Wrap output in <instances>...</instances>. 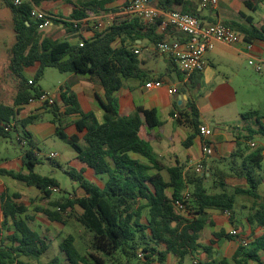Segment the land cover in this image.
Instances as JSON below:
<instances>
[{
	"label": "trees",
	"instance_id": "1",
	"mask_svg": "<svg viewBox=\"0 0 264 264\" xmlns=\"http://www.w3.org/2000/svg\"><path fill=\"white\" fill-rule=\"evenodd\" d=\"M14 1L3 0L13 15L16 42L9 53L8 69L16 77L18 88L12 105L0 102V142L11 138L14 129L21 128L19 139L21 142L26 140L29 149L22 158L25 171L0 169V175L38 189L47 206H36L37 213L51 223L65 224L67 219L74 218L83 226L88 238L87 253L83 254L76 246V237L67 235L59 246V255L45 264H108L106 260L110 264L115 261L121 264L124 260L127 264H166L170 256L177 258L178 264L188 258H194L195 264H264V197L259 194V186L264 180V146L253 150L240 165L231 162L232 168L227 171L215 168L202 175L195 169L185 172L181 166L166 168L152 148L153 142L162 140L163 123L157 111L141 106L129 115L120 111L118 93L124 82L146 77L143 61L136 53L140 52L136 41L147 39L155 47L159 42L167 41L165 35L155 34L161 21L148 25L137 17H118L112 27L95 31L93 37L87 38L85 32L90 29L85 20L120 11L109 8L119 0H76V3L68 0L72 4L69 18L49 14L54 25H61L68 36L75 38L68 40L59 34L46 35L45 30L40 29L42 20L32 17L35 7L61 0H24L19 6ZM181 3L182 0H159L157 6L170 11ZM225 25L233 28L231 24ZM169 30L174 29L169 27L165 33ZM253 39L264 42V25L254 27L244 37V41ZM81 42L83 46H80ZM171 63L181 74L173 60ZM36 65L39 67L35 78H26L24 71ZM47 68L89 76L90 81L101 86L104 92L103 98L98 97L104 110L101 121L94 112L83 108L79 95L70 87L60 89L54 104H45L52 115L55 135L74 148L77 160L83 165L80 170H65L83 190L82 196L75 192L63 194L57 179L35 172L42 161L35 152L37 146L28 127L40 116L17 119L30 99L46 93L38 83ZM188 110L187 117L194 134L187 145L200 134L202 125L194 98L188 101ZM242 116L245 120L255 119L260 126L258 131L249 130V134L264 137V114L250 110ZM66 118H74L76 133H67ZM79 134L83 136L80 138ZM244 139L249 140L250 136ZM238 157V152L233 153L232 161ZM87 169L100 179L104 178V185L88 180ZM164 171L169 176L168 181L162 174ZM230 177L245 179L248 187H237L230 193L227 184ZM54 189L61 193L52 201ZM242 195L252 200L251 212L246 217L248 225L260 228L262 234L247 242L236 240L241 236L222 230L214 233L210 246H203L201 234L206 226L213 225L209 211L229 212L230 223H234L237 196ZM0 202L4 215L0 227V264L39 261L48 252L53 239L43 238L30 226L31 219L24 204L17 203L6 193L1 195ZM178 202L183 203V211L176 209ZM223 239L238 243L231 259L212 257L215 246ZM200 248L207 253L206 259L198 257Z\"/></svg>",
	"mask_w": 264,
	"mask_h": 264
},
{
	"label": "crops",
	"instance_id": "2",
	"mask_svg": "<svg viewBox=\"0 0 264 264\" xmlns=\"http://www.w3.org/2000/svg\"><path fill=\"white\" fill-rule=\"evenodd\" d=\"M59 2L60 1L47 3L42 5L40 8L45 9L47 5L54 4L53 9H50L52 11L48 12L56 16L65 17L62 15L63 7L61 6L59 7L60 9L58 8ZM129 2L130 0L127 2L126 0L117 1L114 4L119 3L118 5L113 7L112 5L114 4H112L109 6V8H119L121 10L108 14H112L116 16V18L119 17L120 19L128 18V16L123 14V10L125 6L129 4ZM158 2L159 0H151V3L156 7H158ZM182 2L183 3L180 5L174 6L172 10L180 12L187 11L193 14L195 13V16H197L205 25L216 23L231 24L235 31L243 39L247 32L252 31L254 27L261 28L264 25V0H219L216 8L204 7L202 5V0H182ZM69 9L70 10L67 8V11H70V16L72 7ZM51 27L55 28L56 31L48 36L59 34L58 36H61L62 39H75L74 36H68L61 25L53 24ZM155 34L157 36L165 35L167 41L185 38L183 34H180L174 30H169L165 33L158 27L155 31ZM85 36L87 38L93 37L94 31L89 30ZM136 43L140 46L139 55L143 61V69L146 72V77L142 79L126 80L124 82L123 89L118 93L121 106L120 111L123 115H129L133 113L134 110L139 106L157 111L158 117L163 123L162 140L153 142L152 148L157 158L166 166V168L181 166L183 167L184 171L187 172L194 170L195 165L201 162L206 165L208 170L220 168L227 171L232 168V164L240 165L243 159L253 150L257 149L259 146H264V141L259 143L254 139L255 134H249V130L258 131L260 129V126L256 123L255 119H251L253 120L252 122L254 124L250 127L248 122H240L239 120L233 118L234 115H239V117L242 119V115L245 113L242 111V109L236 108V105L240 101L236 80L239 79L240 83V78H242L243 73H245V65L249 64L251 60L264 63V42L253 39L250 40V42L244 41L243 43L236 45L217 43L215 48L206 55L207 66L205 70L201 73L193 75L192 79L185 76L179 69L178 70L181 72V74H178L177 71H175V65L171 63V59L165 55L157 53L155 51V46L151 44L149 40H137ZM248 43L252 45L251 49H248ZM158 57H163L165 59L167 68L165 70L148 69L147 65L156 61ZM38 67L39 66L36 65L25 70L32 73V77L28 79L35 78ZM0 79L2 80L1 77ZM1 80L0 91L5 93L8 84L7 82H3ZM156 81L162 82L164 86L160 88H146L147 83ZM194 84L196 86L195 88H192ZM4 87L5 90H3ZM169 87L177 88L178 93L174 95L169 94ZM70 88L79 95L83 108L86 111L94 112L97 118L101 121L103 119L104 110L98 97L103 98L104 96L102 87L97 84H93L88 86L86 89H82L81 87H76L73 85ZM3 92L0 93V102L2 100ZM81 93H85L87 103L89 104L88 108H86L83 104ZM58 97L59 95L57 96V99L55 98V100H58ZM192 98H194L200 110L201 126H207L212 130V135L208 139L214 148V153L211 157H206L204 155V138H202L200 134H197L192 142L187 145L189 137L194 134V130L190 124V119L187 117L189 112L188 101ZM45 112L48 113L45 105L30 106L27 104L17 115V119L18 121H21L27 118L29 115H39L41 118ZM40 113L44 114L41 115ZM50 122L51 128L46 126L42 129V131H50L55 134V126L53 125L52 121ZM263 124L264 119L262 120V125ZM72 134H74V132ZM247 136H250L249 140L244 139V137ZM235 152H238L239 157L235 161H232V154ZM140 158L144 162H147L146 159L142 157ZM78 163L80 170L83 165L79 161ZM22 171H25L23 162ZM162 174L168 181L169 176L167 172L164 171ZM90 175L95 176L91 170L87 169L86 177H90ZM227 184L230 193L234 192H232L231 188L235 190L237 187H248V183L245 179L237 177L228 178ZM83 193V190L80 189L79 195L82 196ZM2 194H4V192L0 191V198ZM259 194L264 197V180L259 186ZM39 198L42 200V194L39 196ZM57 198L58 197L53 196L51 200L54 201ZM247 198L249 199V203L252 207V200L249 197ZM35 208L36 206L34 207V212H27V216L31 219L30 226L40 235H42L43 238H52L54 242L56 238H62L63 240L67 235H72L71 231H68L67 229L71 227V225L74 223L73 221H76L74 218L67 219L65 224L57 222L51 223L41 213H37ZM250 208L249 213L251 212ZM209 214L213 225L210 224L206 226L201 234L200 243L203 246H210L211 240H214V233L224 230L229 234L228 231H230L231 227V224L228 223L224 218V216H226L225 213L222 214L219 211L212 210L209 211ZM246 217L244 219V223L245 230L249 232L248 235L254 234L252 239L260 236L262 234V230L260 228H251L246 221ZM3 219L4 215L0 207V223L3 221ZM77 224L80 225L78 222ZM80 227L82 228L83 226L80 225ZM206 231H209L210 234L208 244L203 243L204 241L202 238ZM63 233L65 234L62 235ZM58 235H61L62 237H59ZM221 242L231 243V245L235 248L231 256L232 258L238 247L237 241L223 239ZM219 249L220 242L219 245H216L214 248L212 254L213 258L226 257L221 256ZM172 257L175 258L174 256H170L169 259ZM198 257L201 259H206L208 257L203 248L199 249Z\"/></svg>",
	"mask_w": 264,
	"mask_h": 264
},
{
	"label": "rangeland",
	"instance_id": "3",
	"mask_svg": "<svg viewBox=\"0 0 264 264\" xmlns=\"http://www.w3.org/2000/svg\"><path fill=\"white\" fill-rule=\"evenodd\" d=\"M71 1L76 3V0ZM118 4L119 3L114 4L112 6L115 7ZM53 6L54 4H50L47 5L45 9L40 7L39 9L46 12L47 14H50V12L48 11H52L50 9H53ZM61 6L63 7L62 15L69 18L70 11H67V8L68 10H70L69 8L72 7V4H69L68 0H63L58 3V8ZM44 30L46 35H50L51 33H54L56 31L53 27H49ZM15 42L16 33L14 31L12 12L3 2V0H0V77L2 78V80H0L3 82H7L8 84L6 92L4 93L3 91H0V93L3 92L1 102L6 103L8 105L13 104L18 88V81L16 77L13 76L8 69L10 59L9 53L12 47L14 46ZM262 66L263 70L261 72H257L253 66L246 64L245 73H243L242 78H240V83L239 79L236 80V85H238V91L240 96V101L236 105V108L242 109V111H244L245 113L250 110H258L262 114H264V63H262ZM147 67L148 69L165 70L167 68V63L163 57H158L156 61L149 63ZM23 74L26 78L32 77V73L30 71H24ZM93 84L94 83L90 81L89 76H77L74 73H61L55 68H47L38 83V85L49 96L55 97L56 99L59 95L61 87L66 88L72 87L73 85L76 87H81L82 89H86L88 86ZM3 90H5V87ZM81 97L84 106L88 108L89 104L87 103L85 93H81ZM40 114L42 115L44 113ZM233 118L239 120L240 122H248L250 127L254 124L252 122L253 120H244L243 118L241 119L239 115H234ZM51 119L52 115L50 113L45 112V114L39 120H37L34 124L28 127V130L33 134V139L37 146L35 152L36 154H38V157L42 161L41 164L36 166L35 172L43 176L53 177L57 179L60 183V188L63 194H73L75 192L77 195H79V184L71 180V178L65 173V170L69 168L79 170L77 153L71 145L59 139L53 132L42 131V129L46 126L51 128ZM73 120L74 118L65 119V123L67 124V133L69 135H71L73 132H76L75 127L73 126ZM20 133L22 134L21 128H19L18 130L14 129L11 132V138L4 139L0 142V169L13 170L16 172L22 171L23 154L26 150L29 149V144L26 140L24 142L20 141ZM79 136L81 138L83 134H79ZM254 139L257 140L259 143H262L264 141V137L262 135H255ZM51 153H56L58 156L54 160H51L49 157ZM87 179L92 182L94 181L100 186L104 185V178L100 179V177L90 175V177L87 176ZM231 190L232 192L234 191L233 188H231ZM0 191L14 198L17 203L24 204L28 208V212H34L35 206H47V202L39 198V196H41L39 190H37L36 188L28 187L25 183L16 181L10 177L0 175ZM60 193V190L55 191L54 196L59 197ZM14 195H18L19 197L15 198ZM249 202L250 201L247 197L238 196L234 223H230V216H224L225 220L231 224L230 231H228L229 234H231L233 230H236L237 235L241 236L240 239L236 238V240L244 239L249 242L250 238H252L254 235H248L249 232L245 230L244 219L249 213V208L251 207V204ZM73 222L74 223L67 230L71 231L72 235L76 237L77 248L83 254H86L88 238L85 234V230L83 227L81 228L76 221ZM64 234L65 233H63L62 235ZM58 236L60 237L61 235ZM209 237V231H206L202 237L204 241L203 243L208 244ZM61 240L62 238H56L48 252L43 255L39 259V261H31V263L45 264L54 257L58 256L59 245L61 243ZM219 250L221 256L231 258L235 248L231 245V243L220 242ZM25 260L28 261V259ZM106 262L110 264L108 260H106ZM194 262V258H188L184 261L183 264H193ZM114 264H116V261ZM121 264L127 263H125L124 260ZM166 264H178V260L172 257Z\"/></svg>",
	"mask_w": 264,
	"mask_h": 264
},
{
	"label": "built area",
	"instance_id": "4",
	"mask_svg": "<svg viewBox=\"0 0 264 264\" xmlns=\"http://www.w3.org/2000/svg\"><path fill=\"white\" fill-rule=\"evenodd\" d=\"M14 3L19 6L22 4V0H15ZM218 3L219 0H202V5L206 8H216ZM123 14L128 17L140 18L148 25H156L161 21L158 28L162 31L165 32L169 27H172L177 32L183 34L185 38L182 40L159 42L155 47V51L173 60L177 68L187 77H191L205 70L207 66L206 55L215 48L217 43L236 45L244 42V39L230 26L223 23L205 25L195 15L176 10L166 11L160 9L154 6L151 0H130L129 4L124 8ZM32 17L36 20H42L40 29L44 30L53 25L52 16L37 7L32 10ZM115 21L116 16L108 14L90 17L85 20V24L88 29L95 32L112 27ZM86 31L88 32L89 30ZM247 45L248 49L252 48L250 43ZM80 46H83V42L80 43ZM136 53L139 54V51H136ZM249 64L253 66L257 72L263 70L261 62L251 60ZM30 84H32V80H30ZM162 86H164V84L160 81L146 84V88H160ZM168 92L174 95L178 93V89L169 87ZM47 103L49 105L54 104L55 97L45 93L37 98L30 99L28 105L44 106ZM211 135L212 130L209 127H200V136L204 138L203 152L206 157H211L214 153V148L208 141ZM57 156L56 153H51L49 157L55 159ZM195 171L203 175L208 171V168L205 164L200 162L195 165ZM54 191H58V189H54ZM189 196V193H187L186 199H188ZM175 207L177 210H184V205L181 202L176 203ZM225 214L230 216L229 212H225ZM231 235L238 236L237 231L233 230ZM195 263L197 262H194V264Z\"/></svg>",
	"mask_w": 264,
	"mask_h": 264
}]
</instances>
